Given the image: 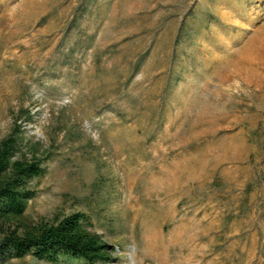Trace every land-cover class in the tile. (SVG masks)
Wrapping results in <instances>:
<instances>
[{
	"label": "rangeland",
	"instance_id": "374dc122",
	"mask_svg": "<svg viewBox=\"0 0 264 264\" xmlns=\"http://www.w3.org/2000/svg\"><path fill=\"white\" fill-rule=\"evenodd\" d=\"M81 2L0 0V138L46 167L25 215L85 212L108 264H264V0ZM59 258L3 264H86Z\"/></svg>",
	"mask_w": 264,
	"mask_h": 264
},
{
	"label": "trees",
	"instance_id": "16d2710c",
	"mask_svg": "<svg viewBox=\"0 0 264 264\" xmlns=\"http://www.w3.org/2000/svg\"><path fill=\"white\" fill-rule=\"evenodd\" d=\"M21 112L32 120L29 111ZM42 152L39 141L27 142L17 120L0 138V264L26 256L55 263L61 255L79 256L86 264L110 263L113 246L91 229L85 212L37 220L25 215L36 193L32 180L46 171Z\"/></svg>",
	"mask_w": 264,
	"mask_h": 264
}]
</instances>
